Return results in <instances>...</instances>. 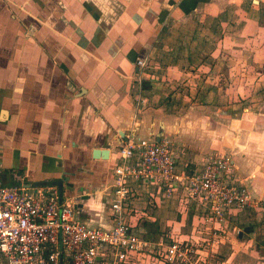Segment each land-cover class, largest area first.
<instances>
[{
	"label": "crops",
	"instance_id": "1",
	"mask_svg": "<svg viewBox=\"0 0 264 264\" xmlns=\"http://www.w3.org/2000/svg\"><path fill=\"white\" fill-rule=\"evenodd\" d=\"M261 79L264 0H0V185L53 186L79 221L107 229V189L126 138L169 142L178 175L223 154L257 202L226 231L253 247L245 261L255 259L252 233L264 225ZM94 149L107 159H92ZM131 208L127 224L142 236L153 228L158 240L192 243L201 229L200 206L160 200L149 186Z\"/></svg>",
	"mask_w": 264,
	"mask_h": 264
},
{
	"label": "built area",
	"instance_id": "2",
	"mask_svg": "<svg viewBox=\"0 0 264 264\" xmlns=\"http://www.w3.org/2000/svg\"><path fill=\"white\" fill-rule=\"evenodd\" d=\"M135 65L143 70L144 59ZM141 103L137 94L135 107ZM117 154L107 189V229L79 221L74 204L62 200L53 186L0 185V264H126L145 254L152 264H200V252L188 241L151 243L131 231L126 218L137 190L149 186L160 200L173 197L200 206V230L209 235L206 254L217 250L225 224L257 203L223 154L206 158L191 175L176 174L171 144L152 136L126 138Z\"/></svg>",
	"mask_w": 264,
	"mask_h": 264
},
{
	"label": "rangeland",
	"instance_id": "3",
	"mask_svg": "<svg viewBox=\"0 0 264 264\" xmlns=\"http://www.w3.org/2000/svg\"><path fill=\"white\" fill-rule=\"evenodd\" d=\"M248 79L253 80L252 78H248ZM257 83L259 85H255L254 90L259 89L262 86V84L264 86V80L263 79H261V81H259ZM250 85H251L250 83H245L246 88H247V86L249 87ZM246 101H249V100H246ZM254 101L256 103L259 100L257 99V97H255L254 99L251 98L250 103H253ZM246 103H248V102H246ZM254 228L255 229H254L252 234H253L254 238L256 239V243H257L254 245V248H255L254 250H256V257H255V259H253V258H251V259L256 264H264V225L257 223ZM190 233L193 237V239H191L192 244L194 246L193 249L197 250L201 254V255H198V256H200V260H201L200 264H243L245 262H247V264H254L251 259H246L247 261H245V258L242 257V254H244V253L250 254L251 251H253V247L251 245H247L246 243L237 246V244H235L236 243L235 242V240H236L235 234H231L229 232H226L225 235H221L222 240L218 243V246L215 245L217 247V250H218L217 253L215 251L214 252L215 254L214 253H207L206 254V253H204V250L208 249V247L205 246V241L206 240L208 241L209 235L205 234L203 232V230H200V229H198V230L194 229ZM136 234L139 236H142V235L138 234L137 232H136ZM142 237L151 243H156L158 241L157 232L153 228H150L149 231H146L145 233H143ZM168 240H169L168 238L162 237V241L164 242L163 244H166L168 242ZM231 246L234 247V249H232V251H236V252L238 251V252H237V255L228 259V255H230V253L232 252L230 250ZM239 250L242 253H239L240 252ZM233 253L234 252H232V254ZM239 261H240V263H239ZM126 264H152V262L150 261L149 255L145 254V255L138 256L136 259H133L129 263H126Z\"/></svg>",
	"mask_w": 264,
	"mask_h": 264
},
{
	"label": "water",
	"instance_id": "4",
	"mask_svg": "<svg viewBox=\"0 0 264 264\" xmlns=\"http://www.w3.org/2000/svg\"><path fill=\"white\" fill-rule=\"evenodd\" d=\"M159 140L157 139L156 142ZM91 157L92 159H101V160H106L107 159V151L106 150H100V149H94L91 152ZM58 187V185H57Z\"/></svg>",
	"mask_w": 264,
	"mask_h": 264
}]
</instances>
